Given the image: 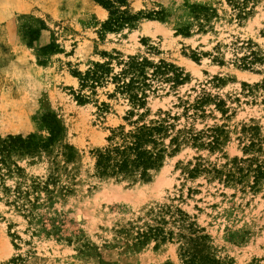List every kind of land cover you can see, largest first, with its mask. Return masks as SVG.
<instances>
[{"label":"rangeland","instance_id":"rangeland-1","mask_svg":"<svg viewBox=\"0 0 264 264\" xmlns=\"http://www.w3.org/2000/svg\"><path fill=\"white\" fill-rule=\"evenodd\" d=\"M132 58L186 79L150 81L134 108L75 76ZM140 116L166 120L178 150L147 181L97 176L91 151ZM54 124L47 148L0 163V264H184L176 237L134 240L164 208L219 264H264V0H0V140L47 143Z\"/></svg>","mask_w":264,"mask_h":264},{"label":"trees","instance_id":"trees-1","mask_svg":"<svg viewBox=\"0 0 264 264\" xmlns=\"http://www.w3.org/2000/svg\"><path fill=\"white\" fill-rule=\"evenodd\" d=\"M126 21L125 18H113L108 23L109 27H120ZM251 61L246 62L248 57L243 59L244 68L249 69L248 64L256 62L259 58L251 51ZM150 67L152 72L148 76L145 69ZM82 89L94 90L97 86L110 81L115 86V92L125 95L134 108H143L146 104V88L150 87L149 82L160 79L164 82L177 86L185 81V77L179 68L172 64L160 61L158 65L150 64L148 61H138L135 58L123 63V68L113 73L109 64H94L93 68L83 74L75 73ZM80 103L86 102L85 97L76 98ZM131 114V112H130ZM143 116V114H141ZM133 122L129 130L119 126L111 130L110 136L106 138L107 145L91 151L94 159V171L99 177H109L116 180H143L147 181L153 171L161 167L168 149L176 152L179 148L178 137H169L168 130L172 128L166 120L159 122L143 123L142 119ZM49 142L37 140L33 135L27 137L7 136L0 140V163H3L8 155L15 151L20 153H32L47 148L57 133L56 124L51 129ZM169 138L168 145L165 140ZM71 158V155L68 156ZM164 215H169L173 229L166 230L169 223ZM187 216L180 210L172 212L169 208L159 211V214L152 219L154 224L144 223L137 226L134 232V240L137 245H143L150 240L158 242H172L174 237L179 243V256L184 264H219L205 252V240L207 236L198 235L192 225L186 222Z\"/></svg>","mask_w":264,"mask_h":264}]
</instances>
